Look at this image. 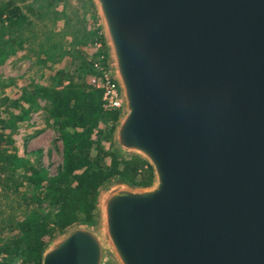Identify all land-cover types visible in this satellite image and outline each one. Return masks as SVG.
Returning <instances> with one entry per match:
<instances>
[{
    "label": "water",
    "instance_id": "water-1",
    "mask_svg": "<svg viewBox=\"0 0 264 264\" xmlns=\"http://www.w3.org/2000/svg\"><path fill=\"white\" fill-rule=\"evenodd\" d=\"M123 108L95 222L42 264H264V0H94Z\"/></svg>",
    "mask_w": 264,
    "mask_h": 264
},
{
    "label": "trees",
    "instance_id": "trees-1",
    "mask_svg": "<svg viewBox=\"0 0 264 264\" xmlns=\"http://www.w3.org/2000/svg\"><path fill=\"white\" fill-rule=\"evenodd\" d=\"M5 16L1 26L5 28L6 23L9 33L13 28L27 26L28 17L17 6L1 7L0 17ZM4 35L1 34L0 39ZM36 38L35 36L33 42ZM25 43L32 45L30 39H23L14 45L9 43L7 51H0V65L18 49H22ZM32 49L30 48V54ZM69 50L64 54L71 57L72 48L69 47ZM74 60L76 57L73 62ZM79 71L77 77L64 72V80L61 79L59 85H53L54 87H42L31 93L24 90L21 99L17 100L18 104H13L18 112H7L8 117L2 128L3 131L8 128L9 134H0L2 141L4 137L10 138L11 133H16L24 124H28L32 114L42 108L39 104L41 98L47 103L46 109L53 120V127L60 134L63 143L62 172L54 178L43 167L34 165H28L25 175L21 176L18 170L29 161L17 153L9 159L8 169L17 178L27 179L34 190L45 188L42 193L44 198L37 200L40 205L47 203L51 208L49 213L44 214V209L39 207L21 223L24 243L31 248L27 247L28 252L23 255L25 263L42 264V253L54 238L56 230L64 232L66 228L79 222L93 224L100 190L109 180L118 178L120 182L136 187H148L153 182V170L148 163L138 157L124 158L115 149L113 133L119 112L103 108V92L89 84V79L95 72L85 59ZM13 81H6L4 88L12 85ZM40 153L38 151L31 155Z\"/></svg>",
    "mask_w": 264,
    "mask_h": 264
},
{
    "label": "rangeland",
    "instance_id": "rangeland-1",
    "mask_svg": "<svg viewBox=\"0 0 264 264\" xmlns=\"http://www.w3.org/2000/svg\"><path fill=\"white\" fill-rule=\"evenodd\" d=\"M95 5L94 0H0V8L17 6L28 17L27 26L13 28L11 33L6 23L5 28L1 26L6 16L0 17V35L5 34L0 39V51H7L9 43L14 45L23 39H30L32 45L28 48H33L28 57L0 65V134H9L8 128L4 131L2 128L8 117L7 112H18L16 106V110L13 108V104H18L17 100L21 99L24 90L31 93L42 87L59 85V81L64 80L63 74L66 71L77 77L84 59L96 74L93 61L101 56L109 58L102 21ZM35 36L37 38L33 42ZM69 47L72 48L71 57L64 54L70 51ZM50 56L53 58L50 59ZM74 56L76 60L73 62ZM102 67H109L108 60ZM91 78L92 76L89 83ZM9 80H14L12 85L4 88ZM39 104L42 108L33 113H38V129H32L30 123L24 124L22 132L18 130L11 133L10 138L4 137L0 141V264L9 261L12 264H31L25 263L23 258L28 252L27 247L30 246L24 243L21 223L39 207L44 209V214L51 210L47 203L40 205L37 200L44 198L42 193L45 188L34 190L27 179L17 178L9 171L10 156L17 153L29 161L18 170L21 176L25 175L28 165L43 167L52 178L62 172L61 136L53 127L45 100L40 98ZM38 151L41 153L31 155ZM78 224L83 222L66 228L64 232ZM64 232L56 230L50 242Z\"/></svg>",
    "mask_w": 264,
    "mask_h": 264
},
{
    "label": "built area",
    "instance_id": "built-area-1",
    "mask_svg": "<svg viewBox=\"0 0 264 264\" xmlns=\"http://www.w3.org/2000/svg\"><path fill=\"white\" fill-rule=\"evenodd\" d=\"M105 60V61H104ZM109 64V58L105 56L96 58L93 61V67L96 74L92 76L90 85L103 92V108L110 111H118L119 114L123 108L122 95L119 85L112 75L110 68H103V63Z\"/></svg>",
    "mask_w": 264,
    "mask_h": 264
},
{
    "label": "crops",
    "instance_id": "crops-1",
    "mask_svg": "<svg viewBox=\"0 0 264 264\" xmlns=\"http://www.w3.org/2000/svg\"><path fill=\"white\" fill-rule=\"evenodd\" d=\"M6 40H9V39H6ZM28 46H29V44L28 43H25L22 46V49H18L15 54L10 55L5 60V62L3 64L6 65L8 63L13 62L14 60H17L19 58H23L24 56H27L28 57V55L30 54V50H29ZM37 115H38V113L32 114V119L29 122L30 123V126L32 127V129H35V130L38 129V127H36V121H37V118L36 117H37ZM23 130L24 129H23V126H22L21 129H19V132H22ZM34 134L36 135V133H34Z\"/></svg>",
    "mask_w": 264,
    "mask_h": 264
}]
</instances>
